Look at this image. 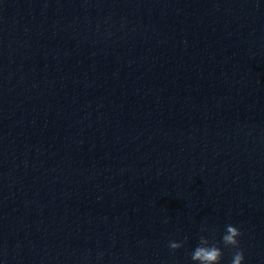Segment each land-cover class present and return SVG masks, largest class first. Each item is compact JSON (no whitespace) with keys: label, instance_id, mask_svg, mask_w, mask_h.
<instances>
[{"label":"clouds","instance_id":"1","mask_svg":"<svg viewBox=\"0 0 264 264\" xmlns=\"http://www.w3.org/2000/svg\"><path fill=\"white\" fill-rule=\"evenodd\" d=\"M242 235L240 230L229 224L225 227V233L222 236V243L226 248L235 249L232 256L231 264H244V252L239 247V237ZM168 247L172 251H176L183 247L182 241H169ZM223 256V252L219 246L215 243H211L210 240L201 236L198 245L191 253V260L194 264H220Z\"/></svg>","mask_w":264,"mask_h":264}]
</instances>
